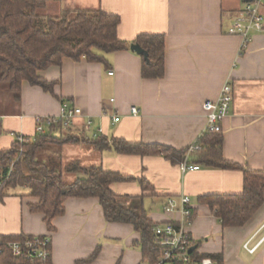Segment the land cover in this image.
Segmentation results:
<instances>
[{"label":"crops","instance_id":"crops-1","mask_svg":"<svg viewBox=\"0 0 264 264\" xmlns=\"http://www.w3.org/2000/svg\"><path fill=\"white\" fill-rule=\"evenodd\" d=\"M53 1L57 12L51 15L97 8L118 15L117 34L124 41L132 42L141 33L163 34L165 73L142 78L141 57L131 50L107 54L108 70L101 63L64 58L61 65L38 72L56 82L53 93L24 81L18 102L7 95L8 110L0 109V150L17 137L34 138L36 117L56 116L62 103L81 109L71 127L89 136L101 129L99 134L110 139L185 149L205 130L203 103L216 100L228 84L233 99L222 123L223 156L253 170L264 169V33L251 32L243 48L242 36L231 31L246 0ZM131 106L139 109L137 115L130 113ZM115 115L120 119L112 124ZM60 156L63 163L77 160L135 178L113 182L110 189L155 223L178 220L176 210L165 209L166 201L188 196L195 211L188 231L199 254L221 255L222 264H264V202L243 226L223 227L209 206L197 200L240 193V170L200 166L182 173L180 163L161 154H121L83 143L65 144ZM67 174L74 178L66 181ZM78 177L63 174L69 183ZM26 193L19 187L0 197V235L50 236L51 264H140V234L131 224L107 222L97 198H67L50 229L42 213L30 212L28 206L36 199ZM245 242L255 250L247 251ZM97 248L96 257L86 261Z\"/></svg>","mask_w":264,"mask_h":264},{"label":"trees","instance_id":"trees-1","mask_svg":"<svg viewBox=\"0 0 264 264\" xmlns=\"http://www.w3.org/2000/svg\"><path fill=\"white\" fill-rule=\"evenodd\" d=\"M47 0H0V84L6 85L12 99H20L21 85L27 81L45 92L53 93L55 81L38 75L50 66H59L64 58L85 59L110 68L106 55L130 50L131 43L139 44L148 54L141 57V77L157 79L165 73V36L160 33H141L132 42L121 40L117 31L120 17L101 8L62 10L56 15H43ZM3 132L0 120V134ZM19 138V137H18ZM18 138L7 149L0 150V197L16 188L27 189L26 195L36 199L29 204L32 213H42L48 228L52 220L63 214V202L70 197H95L107 222L128 223L140 234L141 261L156 263L161 257L156 224L146 212L125 205L122 197L110 189V184L136 180L101 166H83L77 160L63 163L60 150L65 144L83 143L103 151L112 149L121 154H161L172 163L184 161L187 148L176 150L164 145L127 142L104 135L89 136L83 130L64 127L53 122L34 138ZM201 148L189 155V162L199 167L240 170L243 188L236 194H208L198 197L207 204L223 227L243 226L264 202V169L253 170L228 161L223 156L222 132L206 130L198 137ZM64 173L78 174L73 182H65ZM138 180V179H137ZM139 182L148 187L144 179ZM195 215L193 210L189 222ZM31 235H0L2 242L23 240ZM190 255L194 260L209 257L214 264H222L218 254H199L193 241ZM98 248L86 260H93ZM0 264H51L45 260L15 257L4 249Z\"/></svg>","mask_w":264,"mask_h":264},{"label":"built area","instance_id":"built-area-1","mask_svg":"<svg viewBox=\"0 0 264 264\" xmlns=\"http://www.w3.org/2000/svg\"><path fill=\"white\" fill-rule=\"evenodd\" d=\"M262 1L246 0L244 7L233 21L231 31L242 36L241 47L243 48L249 43L251 32L264 33V4ZM109 73H112V71L109 70ZM232 99V89L228 84H225L216 100H207L203 103V109L206 115L204 131H222V123L229 114ZM130 113L137 115L139 109L136 106H131ZM81 115L82 111L79 107L62 103L59 113L56 116L36 117V134L43 133L53 122H60L64 127H71L74 119ZM119 119L117 115L113 116L111 118L112 124L117 123ZM90 124L91 122L87 121L85 127L87 129L90 128ZM99 133H101V129H98L92 137L99 135ZM18 139L22 141V137ZM200 148L201 145L197 140L187 147L186 158L180 163L182 173L199 169L197 164H190L188 161L190 153ZM165 209L169 211L176 210L179 214V219L156 223L154 225L153 232L158 237V243L161 248V257L154 264H214L209 257L194 260L190 255V249L193 244V239L188 231L189 219L193 212L190 198L183 195L178 199L169 197L166 201ZM243 247L249 252H253L256 248V246L248 247V242H245ZM4 249H9L15 257L24 255L27 259L45 260L51 255V238L48 235L31 236L23 240H10L4 243L0 239V256L4 252ZM140 264L151 263L141 261Z\"/></svg>","mask_w":264,"mask_h":264},{"label":"rangeland","instance_id":"rangeland-1","mask_svg":"<svg viewBox=\"0 0 264 264\" xmlns=\"http://www.w3.org/2000/svg\"><path fill=\"white\" fill-rule=\"evenodd\" d=\"M262 3L264 4V0L262 1ZM56 7L57 6L54 3V1L53 0H49L48 6L45 9L41 10L40 13L43 14V15L54 14V13L57 12L56 11ZM0 94L2 96L1 102H0V109L3 110V111L4 110H8L9 105L6 103V99L11 94H9V91H8L6 85H3V84L0 85ZM71 177L74 178V175H68L67 174L65 176V180L69 181V180H71L70 179Z\"/></svg>","mask_w":264,"mask_h":264},{"label":"water","instance_id":"water-1","mask_svg":"<svg viewBox=\"0 0 264 264\" xmlns=\"http://www.w3.org/2000/svg\"><path fill=\"white\" fill-rule=\"evenodd\" d=\"M130 50L139 54V55H142L145 60L148 59L147 52L139 44L131 43L130 44ZM192 250H193V248L190 249V251H192Z\"/></svg>","mask_w":264,"mask_h":264}]
</instances>
